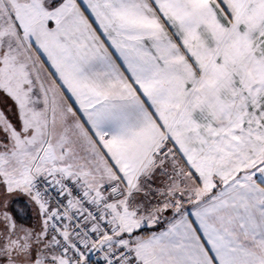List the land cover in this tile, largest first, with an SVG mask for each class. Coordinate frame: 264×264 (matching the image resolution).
<instances>
[{"label":"snow or ice","instance_id":"6c2138e0","mask_svg":"<svg viewBox=\"0 0 264 264\" xmlns=\"http://www.w3.org/2000/svg\"><path fill=\"white\" fill-rule=\"evenodd\" d=\"M0 264H264V0H0Z\"/></svg>","mask_w":264,"mask_h":264}]
</instances>
